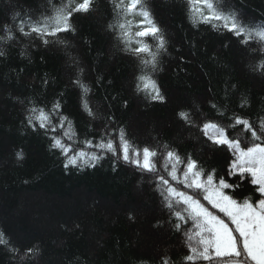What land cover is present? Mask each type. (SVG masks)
Instances as JSON below:
<instances>
[{"label": "trees", "instance_id": "1", "mask_svg": "<svg viewBox=\"0 0 264 264\" xmlns=\"http://www.w3.org/2000/svg\"><path fill=\"white\" fill-rule=\"evenodd\" d=\"M185 2L149 0L168 40L167 52L158 57L163 70L152 72L123 50L118 31L107 28L115 22L110 0H97V10L75 22L76 34L64 37L66 45L47 47L16 33L21 23L41 18L46 0H0V37L7 35L5 25L18 37L0 40L5 53L0 57V231L21 249L12 254L0 246V264H161L164 258L183 264L185 237L166 223L168 210L150 180L81 142L93 136L99 142L106 124L108 131L124 127L139 145L167 142L198 155L223 175L226 155L202 150L200 133L184 126L176 113L196 111V106L206 112L210 98L229 116L264 115V71L258 67L264 52L256 43V51L241 46L223 22L215 28L194 24ZM220 2L249 23L264 22V0ZM191 15L199 21L198 15ZM128 19L134 32L139 17ZM140 75L158 82L166 103L151 102L146 92H136ZM77 77L91 89L88 99L95 120L80 107L81 90L71 86ZM57 99L73 122L72 140L63 137V130L45 135L26 127L29 101L51 108ZM53 135L74 151H96L104 159L95 168H65L60 150L50 148ZM250 187L236 189V197L254 199ZM32 245L39 253L24 256V246Z\"/></svg>", "mask_w": 264, "mask_h": 264}, {"label": "snow or ice", "instance_id": "2", "mask_svg": "<svg viewBox=\"0 0 264 264\" xmlns=\"http://www.w3.org/2000/svg\"><path fill=\"white\" fill-rule=\"evenodd\" d=\"M110 3L115 22L108 23L107 28L119 32L125 44L123 50L135 56L141 65L152 72L162 71L158 67V57L167 52L168 40L149 0H110ZM185 6L194 24L201 22L215 28L217 22H223L224 30L241 46L256 51L252 48L256 43L261 45L259 51L264 52V22L249 23L247 18H239L237 13L226 11L220 0H186ZM96 10L97 0H46L41 18L31 23H21L16 33L19 37L38 40L45 47L66 45L64 37L76 34L75 22L91 16ZM192 13L198 15L199 21ZM17 16L19 13L13 19ZM128 17H139L134 32ZM4 31L7 35L0 37V40L18 38L6 25ZM4 55V51L0 50V57ZM258 67L264 71V60L260 61ZM136 80L140 81L135 84L137 93L146 92L151 102L166 103V96L155 79L140 75ZM44 84H47L46 79ZM71 86L81 90L79 99L82 111L91 120L97 119L88 99L90 87L79 77L71 81ZM29 103L32 106L27 109L26 127L43 131L45 135L63 130V137L73 139V122L64 115L61 100H54L51 108L47 105L40 107L33 101ZM246 105L247 100H244L240 108ZM206 107V112L199 111V106H196V111L181 109L177 111L176 118L187 128H195L200 133L202 150L207 149L214 155H226L223 175L216 167L206 166V161L198 155L187 150L181 152L167 142L157 143L156 146L139 145L124 127L108 131L106 124L99 142H95L93 136L81 143L88 149L111 154L116 161L132 166L150 180L154 191L159 194L162 207L168 210L166 223L172 226L174 232L185 237L183 264H264V115H257L253 119L233 112L229 116L210 98L206 101ZM89 129L92 131L90 125ZM50 148L60 150L65 157V168H95L104 159V155H97L96 151L89 153L83 148L74 151L72 145L63 142L59 135L51 136ZM16 156L22 159L23 153L18 152ZM244 184L251 186L254 199L245 197L240 200L236 197V189ZM156 226H160L159 221ZM0 246L12 254L21 251L4 231H0ZM38 253L37 246H24V256ZM161 264L174 262L164 258Z\"/></svg>", "mask_w": 264, "mask_h": 264}]
</instances>
